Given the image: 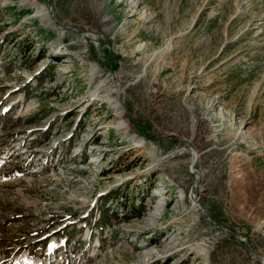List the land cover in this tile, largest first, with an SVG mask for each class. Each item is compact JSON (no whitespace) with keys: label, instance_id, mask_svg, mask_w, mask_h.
<instances>
[{"label":"rangeland","instance_id":"rangeland-1","mask_svg":"<svg viewBox=\"0 0 264 264\" xmlns=\"http://www.w3.org/2000/svg\"><path fill=\"white\" fill-rule=\"evenodd\" d=\"M36 262L264 264V0H0V264Z\"/></svg>","mask_w":264,"mask_h":264},{"label":"bare ground","instance_id":"bare-ground-1","mask_svg":"<svg viewBox=\"0 0 264 264\" xmlns=\"http://www.w3.org/2000/svg\"><path fill=\"white\" fill-rule=\"evenodd\" d=\"M45 7H46V6H42V10H46ZM129 7H131V11H130V14L127 15V16H128V17H130V16L132 17V16L136 15V14H137L136 11H137V9H138V4H137V3H132V2H131V3L129 4ZM91 39H93V38H91ZM167 43H168V42H167ZM60 49L62 50V48L56 49V50H57V53L60 52ZM58 50H59V51H58ZM161 51H162V50H161ZM61 52H63V51H61ZM57 53H56V54H57ZM113 92L116 93V94H118L116 88L113 90ZM93 94H94V92H92V95H93ZM105 102L111 106V109H112L114 112H116V113L119 114V115H122V110H121V107H120V104H119L117 98H115V97H113V98L106 97ZM120 126H122V123H120ZM193 161H194V159L192 160V163H193ZM164 195H165V194L162 193L161 196L163 197ZM177 197H178V200L180 201V203L184 206L185 204L183 203V202H184L183 192H182V191H178V192H177ZM166 200H167V199H164V201H166ZM169 202H170V200H169L168 202H166V205H167ZM190 207H191L192 209L198 211L197 208H196L195 202H193L192 200H190ZM162 215H163V211H161V212L159 211V214H158L157 212H156V214H155V213H154V214L151 213V219H153V220H159L160 217H161ZM40 241H43V239L40 240Z\"/></svg>","mask_w":264,"mask_h":264}]
</instances>
